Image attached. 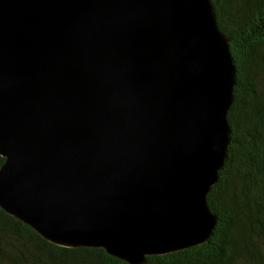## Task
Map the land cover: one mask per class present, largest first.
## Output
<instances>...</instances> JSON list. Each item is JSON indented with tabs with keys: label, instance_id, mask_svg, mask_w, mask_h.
<instances>
[{
	"label": "water",
	"instance_id": "95a60500",
	"mask_svg": "<svg viewBox=\"0 0 264 264\" xmlns=\"http://www.w3.org/2000/svg\"><path fill=\"white\" fill-rule=\"evenodd\" d=\"M211 0H0V208L128 264L202 245L235 67Z\"/></svg>",
	"mask_w": 264,
	"mask_h": 264
},
{
	"label": "trees",
	"instance_id": "16d2710c",
	"mask_svg": "<svg viewBox=\"0 0 264 264\" xmlns=\"http://www.w3.org/2000/svg\"><path fill=\"white\" fill-rule=\"evenodd\" d=\"M211 3L235 67L226 160L206 196L216 224L202 245L145 264H264V0ZM0 264L128 263L103 249L51 244L0 208Z\"/></svg>",
	"mask_w": 264,
	"mask_h": 264
},
{
	"label": "rangeland",
	"instance_id": "374dc122",
	"mask_svg": "<svg viewBox=\"0 0 264 264\" xmlns=\"http://www.w3.org/2000/svg\"><path fill=\"white\" fill-rule=\"evenodd\" d=\"M219 172H220V171H219ZM219 172H218V173H219ZM207 206H208V205H207Z\"/></svg>",
	"mask_w": 264,
	"mask_h": 264
}]
</instances>
